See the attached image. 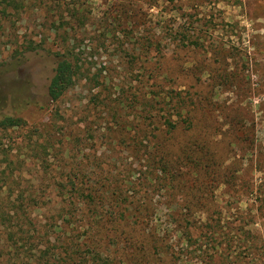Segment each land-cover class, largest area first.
<instances>
[{
	"label": "rangeland",
	"instance_id": "1",
	"mask_svg": "<svg viewBox=\"0 0 264 264\" xmlns=\"http://www.w3.org/2000/svg\"><path fill=\"white\" fill-rule=\"evenodd\" d=\"M6 114L0 264H264V0H0Z\"/></svg>",
	"mask_w": 264,
	"mask_h": 264
},
{
	"label": "trees",
	"instance_id": "2",
	"mask_svg": "<svg viewBox=\"0 0 264 264\" xmlns=\"http://www.w3.org/2000/svg\"><path fill=\"white\" fill-rule=\"evenodd\" d=\"M55 55L57 57V64L54 74L48 85V95L54 101L61 98L71 87L74 86L80 73L78 65L73 62L72 59L65 56L63 53H56ZM18 116L19 115L13 114L3 115L0 119V126L3 128H8L24 124V119ZM172 126L174 127V124ZM87 201L91 202V199ZM100 221L101 220L99 219L95 220L94 222L96 225H98ZM94 222L90 225L94 226Z\"/></svg>",
	"mask_w": 264,
	"mask_h": 264
}]
</instances>
